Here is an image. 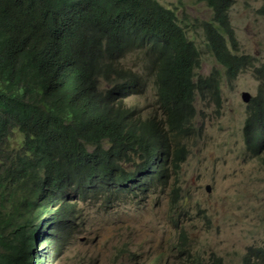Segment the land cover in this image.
I'll return each instance as SVG.
<instances>
[{
  "label": "trees",
  "instance_id": "1",
  "mask_svg": "<svg viewBox=\"0 0 264 264\" xmlns=\"http://www.w3.org/2000/svg\"><path fill=\"white\" fill-rule=\"evenodd\" d=\"M197 1L214 12L202 24L206 46L230 70L226 36L238 44L228 14L233 0ZM121 14L131 21L121 25ZM183 28L176 11L158 0H0V264H53L75 238V198L96 195L112 181L96 163L98 153L77 148L79 140L68 132L69 122L86 115L78 110L85 83L96 87L100 73L131 75L117 66L118 58L149 39L155 82L164 81L161 104L194 99L200 60ZM75 127L83 142L117 134L136 149L161 132L127 114ZM155 174L148 178L165 177Z\"/></svg>",
  "mask_w": 264,
  "mask_h": 264
},
{
  "label": "clouds",
  "instance_id": "2",
  "mask_svg": "<svg viewBox=\"0 0 264 264\" xmlns=\"http://www.w3.org/2000/svg\"><path fill=\"white\" fill-rule=\"evenodd\" d=\"M158 2L164 7L174 9L179 17L175 7L164 4L162 0ZM197 2L208 6L205 1ZM232 6L228 12L229 20ZM208 7L213 12L212 7ZM210 20H199L194 23L188 19L179 18V21L183 23L185 37L198 49L197 58L200 60V65L197 68L194 67L192 77V98L194 99L191 101L179 99L169 103L168 106L161 104L158 88L164 81L155 82L154 70L151 69L150 64L153 52L156 51H153L150 40L145 39L142 44L125 50L123 52L125 54L118 58L117 66L124 67L126 70L130 69L131 75L114 78L112 75L105 77L100 73L96 87L90 89L85 83V91H80L78 98V100L83 99V102L77 104L78 110L83 109L86 115H77L68 124L71 138L76 137L79 140L80 146L77 148L89 153L97 152L96 163L101 165L112 179L105 188L98 187L96 195L89 194L85 199L81 196L75 198L79 225L82 226V214L84 209L88 208V203L90 207L101 212L103 219H112L124 211L122 199L135 202L142 210V214H146L145 220L150 216L145 225L142 223L136 225L134 230L130 229L124 240L123 252L132 264L135 262L167 264L164 252L158 253L157 247L147 258L139 259V256L143 254L139 250L144 247H148V250L153 248L151 237L157 236L160 232V229L155 231L146 228H151L162 219L164 224H159L161 229L164 225L176 229L180 221L200 214L199 198L204 201L209 210L205 212V215L214 210L217 213H223L222 217L217 219L219 226L225 227L228 222L232 223L235 214L226 213V211L235 209L238 205L235 201L226 205L224 195L216 190L218 176L217 169L213 168L218 167L219 161L223 164L230 155H234V158L240 162L251 161L261 168H263L261 165L264 166V61L260 64L253 62L250 55L242 53L237 37L238 44L234 47L227 35V52L234 60L233 68L227 69L226 64L219 59L218 55L206 46V32L202 24ZM130 21L129 15L121 14V25H126ZM191 30H196L200 34L202 38L200 45L190 36ZM206 51H209L221 66L219 69L213 68L208 74L200 72L203 63L202 53ZM135 53L138 55V62L124 63L128 56ZM237 57L244 59L237 61ZM183 66L187 67L188 64ZM248 69L258 81L256 90L247 85L239 86L234 83ZM136 75L138 77H135ZM209 76H215V80L211 81ZM131 82L135 84H130ZM234 90H236L237 106L229 104V96ZM89 92L92 93L91 99L87 97ZM209 103L213 105L214 115L221 123L224 137L234 145L235 149L231 154L225 153L217 156L215 160L218 158V162L212 164V169L206 162L199 161L193 178L192 174H184L182 171L192 156H200L197 151L200 150L199 141L202 138L205 119L208 116ZM243 107L245 116L242 124L226 125L223 119L230 112ZM118 114H127L131 119L140 123H153L160 128L161 132L153 140L146 138L143 148L136 149L128 146L125 137L117 134H104L96 140L83 142L75 127L76 124L98 125L110 116L116 117ZM181 119L185 120L184 125L177 123ZM22 139L24 140L23 134ZM145 163L148 165V173ZM150 172H155V177L164 173L165 177L153 180L148 178ZM204 173L207 176L204 177ZM225 176L227 174L223 173L221 178ZM237 196L245 199L246 193L240 191ZM257 210L264 211V206H257ZM78 228L73 240L76 239ZM146 232L149 237L144 236ZM70 240V238L67 239L65 246ZM165 244H168L167 247L179 256L181 264H209L204 261L200 253L188 246L187 241L173 239ZM221 261V258L212 259L211 264H221ZM241 264H264V245L247 248Z\"/></svg>",
  "mask_w": 264,
  "mask_h": 264
},
{
  "label": "rangeland",
  "instance_id": "3",
  "mask_svg": "<svg viewBox=\"0 0 264 264\" xmlns=\"http://www.w3.org/2000/svg\"><path fill=\"white\" fill-rule=\"evenodd\" d=\"M162 2L175 7L179 18L183 20L188 19L197 23L199 20L213 18L211 8L196 0H162ZM230 20L242 53L250 55L251 60L256 64L262 63L264 61V0H234ZM190 36L196 39L198 45L201 44L202 38L196 30H191ZM202 57L200 72L208 74L213 68L221 67L209 51L203 52ZM136 62H138L137 53L124 60L126 64ZM234 83L239 86L247 85L255 90L258 86V81L249 69ZM229 104L237 106L236 90L231 92ZM209 105L202 138L199 141L200 150L197 151L200 156H192L191 159L189 157L190 162L182 171L184 174H192L193 178L199 161L206 162L212 169V164L218 162V158L215 160L217 156L231 154L235 149L234 145L224 137L221 123L214 115L213 105L211 103ZM244 112V107L238 108L230 112L223 121L228 126L242 124ZM261 166L263 168L251 161L240 162L234 158V155H230L223 164L219 161L218 167L213 168L217 169L218 176L216 190L224 195L226 205L233 201L238 205L237 208L226 211L235 214L232 223L228 222L225 227L219 226L217 219H220L223 213L214 210L205 215L209 210L199 198L200 214L180 221L176 229L168 225H164L161 229L159 224H164L162 219L151 228H146L155 231L160 229V232L157 236L151 237L153 248L148 250V247H144L139 250L143 253L139 259L147 258L157 247L158 253L164 252L167 264H181L179 256L167 247L168 244H165L175 239L187 241L188 246L200 253L204 261L209 264L216 258L222 259L221 264H241L247 248L264 245V211L257 210V206H264V166ZM223 173L227 174L226 179L221 178ZM205 176L207 175L204 173ZM240 191L246 193L245 199L238 198ZM122 202L124 211L112 219H103L101 212L90 207L88 203V208L84 209L82 214V226L79 225L76 239L72 242L70 240L69 244L61 249L58 259L53 264H132L123 252L124 240L130 229L134 230L136 225L142 223L145 225L150 216L145 220L146 214H142V210L135 202L125 199H122ZM145 235L149 237L147 232L144 233ZM135 264L145 263L135 262Z\"/></svg>",
  "mask_w": 264,
  "mask_h": 264
}]
</instances>
